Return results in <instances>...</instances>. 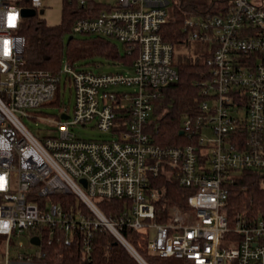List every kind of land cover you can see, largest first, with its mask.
Instances as JSON below:
<instances>
[{
    "label": "built area",
    "instance_id": "built-area-1",
    "mask_svg": "<svg viewBox=\"0 0 264 264\" xmlns=\"http://www.w3.org/2000/svg\"><path fill=\"white\" fill-rule=\"evenodd\" d=\"M227 1L218 14L185 20L188 41L209 46L205 63L211 80L201 114L182 123L183 135L197 141L167 147L155 142L154 121L162 89L179 79L175 46L163 34L170 0H114L98 15L73 23L72 36L122 42L135 55L133 76L96 73L69 62L59 75L26 68L21 12L47 7L43 0H0V236L6 239V264L41 261L45 234L49 243L56 237L64 247L73 234L83 233L90 253L97 231L120 243L138 264H149L124 237L125 228L146 236L148 250L161 258L264 264V215L230 222L224 212L237 174L264 175V0ZM63 75L75 93L73 113L62 111L53 122L55 135L39 139L23 119L58 99ZM123 86L135 89H117ZM92 122L113 139L86 140L74 133ZM205 129L212 138L203 135ZM163 176L191 192L187 209L171 207L168 221L158 223L156 206L164 190L155 181ZM63 195L75 196L90 214L66 212L51 200ZM100 200H126L132 208L118 220L108 219ZM26 231L41 245H33L35 255L14 260L12 241Z\"/></svg>",
    "mask_w": 264,
    "mask_h": 264
},
{
    "label": "trees",
    "instance_id": "trees-1",
    "mask_svg": "<svg viewBox=\"0 0 264 264\" xmlns=\"http://www.w3.org/2000/svg\"><path fill=\"white\" fill-rule=\"evenodd\" d=\"M227 0H175L170 23L165 27L163 34L165 39L174 46L185 39L188 40L184 30L185 20L193 15L202 16L206 13L218 14L220 5L227 9ZM105 9L97 0H87L82 6L76 0H63L62 22L60 25L51 26L44 19H24L20 34L27 40L25 53L26 68L31 70H44L53 74L61 73V61L67 48L68 62L77 67L82 60L92 59L97 56H105L133 65L135 55H128L124 47V55H121L117 45L111 39L102 37L69 38L65 47V37L72 36V26L76 19L96 16ZM70 36V37H71ZM179 79L165 86L155 104L154 121L157 124L155 142L162 146L177 147L196 142L195 138L188 139L181 135L183 120L186 116L201 114L202 102L206 100L205 89L211 80V73L206 63L184 62L176 65ZM55 102V101H54ZM53 102V103H54ZM156 187L164 190L158 201L155 222L168 221V212L171 207L187 209V197L190 190L180 186L176 181L167 177L156 179ZM53 202L61 203L66 212L82 210L84 214H90L86 206L79 202L73 195L53 196ZM98 207L108 219H120L132 204L126 200H100ZM230 222H234L239 216L243 219H254L264 215V177L259 171L244 170L234 177L230 184V194L227 206L224 208ZM124 237L139 252L149 264H190L189 261L161 258L151 253L147 248V237L125 228ZM45 234L42 251L44 257L41 262L45 264H94L106 243L104 231L95 232L91 242V252L85 251L83 233L73 234L70 246L61 247L60 241L55 237L51 243ZM6 239L0 236V252L4 254ZM3 250V251H2ZM120 253L121 264H138L131 254L124 248ZM58 255H61L58 259Z\"/></svg>",
    "mask_w": 264,
    "mask_h": 264
},
{
    "label": "rangeland",
    "instance_id": "rangeland-1",
    "mask_svg": "<svg viewBox=\"0 0 264 264\" xmlns=\"http://www.w3.org/2000/svg\"><path fill=\"white\" fill-rule=\"evenodd\" d=\"M105 5H110L114 3V0H97ZM171 4L168 7L169 15L172 13V8L175 0H170ZM44 5L47 7L44 14L38 13L37 17L39 19H44L48 25L56 26L60 25L62 22V9H63V0H43ZM49 7V8H48ZM201 16L193 15L191 18L198 19ZM73 35V34H72ZM71 34H67L65 37V47L69 41ZM75 38L83 39L90 38L95 36H83V35H74ZM112 42L117 45L121 55H124V45L122 42L117 40H112ZM208 45L203 44L197 41H188L185 39L180 44L175 45V56L174 61L175 65L184 62H199L205 63L206 54L208 52ZM64 56L61 61L60 70H63L65 64L68 62L67 57V48H65ZM82 68L91 70L96 73L101 74H110V73H124L129 76H133V72L130 66L126 63L110 59L105 56H97L92 59L82 60V64H78ZM122 91H133L135 86H123L117 88ZM214 103L211 101V105ZM75 106V93L74 90L69 86V83L66 81L65 75L62 77V82L60 86V95L58 99L51 104L41 106L36 109L29 110V117L23 119L25 126L39 139H43L49 136L55 135L56 125L53 123L62 113V111H68L70 114L73 113ZM243 114V113H242ZM74 133L82 139L86 140H111L113 139L110 133H105L99 130L96 127L95 123L92 122L88 126H77L73 129ZM203 135L207 138H212L213 134L209 129H205ZM34 233H37L34 231ZM154 233L151 232L153 237ZM30 233L26 231L19 238H14L12 241V246L10 248L11 257H17L19 254H35L37 247L30 244ZM106 243L103 250L100 252L99 259L102 258L106 264H119L121 260V249L124 248L120 243H115L113 238L106 235ZM111 242L113 247L109 250L107 244ZM227 245H230L227 243ZM125 249V248H124ZM3 251V250H2ZM108 251V253H107ZM59 259V257H58ZM98 260V259H97ZM4 256L0 252V264H3ZM96 262V260H95ZM103 263V264H105Z\"/></svg>",
    "mask_w": 264,
    "mask_h": 264
},
{
    "label": "water",
    "instance_id": "water-1",
    "mask_svg": "<svg viewBox=\"0 0 264 264\" xmlns=\"http://www.w3.org/2000/svg\"><path fill=\"white\" fill-rule=\"evenodd\" d=\"M44 12H45L44 10H41L40 14H44ZM21 13H22V17L24 19L34 18V17H36L38 15L37 11L35 9H32V8H24ZM72 38H73V36L70 37V39H72ZM62 118L63 119H68V116L67 115H63ZM180 134L183 135L184 132L181 131ZM263 177H264V175H263ZM82 183L84 184V186L87 185L86 180H82ZM30 243L32 245H35V246H40L41 245V240H40L39 237L35 236V237L31 238Z\"/></svg>",
    "mask_w": 264,
    "mask_h": 264
},
{
    "label": "crops",
    "instance_id": "crops-1",
    "mask_svg": "<svg viewBox=\"0 0 264 264\" xmlns=\"http://www.w3.org/2000/svg\"><path fill=\"white\" fill-rule=\"evenodd\" d=\"M97 2H98V1H97ZM98 3L104 5V6H105V9L107 8V5H105V4L101 3V2H98ZM103 10H104V9H103ZM130 67H131V66H130ZM37 251H38V248H37ZM37 251L35 252V254L37 253ZM35 254H33V255H35ZM24 255L33 256V255L29 254V253L24 254ZM12 259L15 260V257H12ZM103 263H105V262H104V260H103L102 258H100V259L98 258V260H96V262L94 261V264H103ZM118 263H120V261H119ZM3 264H6L5 259H4V261H3ZM13 264H45V263L41 262L39 259H34V262H33V263H18V262H16V261H13ZM105 264H106V263H105Z\"/></svg>",
    "mask_w": 264,
    "mask_h": 264
},
{
    "label": "snow or ice",
    "instance_id": "snow-or-ice-1",
    "mask_svg": "<svg viewBox=\"0 0 264 264\" xmlns=\"http://www.w3.org/2000/svg\"><path fill=\"white\" fill-rule=\"evenodd\" d=\"M11 19H14V17H13V18H11Z\"/></svg>",
    "mask_w": 264,
    "mask_h": 264
}]
</instances>
